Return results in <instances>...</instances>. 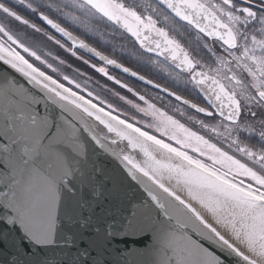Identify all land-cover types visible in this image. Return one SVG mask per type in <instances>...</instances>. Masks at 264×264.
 I'll return each instance as SVG.
<instances>
[{
    "label": "snow or ice",
    "instance_id": "6c2138e0",
    "mask_svg": "<svg viewBox=\"0 0 264 264\" xmlns=\"http://www.w3.org/2000/svg\"><path fill=\"white\" fill-rule=\"evenodd\" d=\"M0 264H264V0H0Z\"/></svg>",
    "mask_w": 264,
    "mask_h": 264
},
{
    "label": "water",
    "instance_id": "95a60500",
    "mask_svg": "<svg viewBox=\"0 0 264 264\" xmlns=\"http://www.w3.org/2000/svg\"><path fill=\"white\" fill-rule=\"evenodd\" d=\"M99 159V157H97ZM110 163V162H106ZM70 188H73V185L70 184ZM78 188V185L76 186ZM75 188H73L72 191L69 189H62L61 191V203L60 207L58 210V219L63 222L64 216L66 214H70L74 211V201L77 199V194H74ZM108 205L101 200L99 203H94L91 205L90 211L94 214V220L93 224L97 223V220L95 219V216L100 217L101 223L106 222L109 219H112L113 217L116 216V213L113 212L111 216H108L105 214V212H102L101 210L104 209L105 211L108 209ZM88 209L85 210V214H88ZM116 227H119V225H116ZM146 244V241L144 240L143 237L137 238L135 241L132 238H127V237H117L116 240L113 241V247L118 248V249H127L130 247H138L142 248ZM50 247L59 249L61 247L60 244H53ZM32 250L37 253V256H40V252L37 250L36 247H33ZM51 254V253H50Z\"/></svg>",
    "mask_w": 264,
    "mask_h": 264
}]
</instances>
